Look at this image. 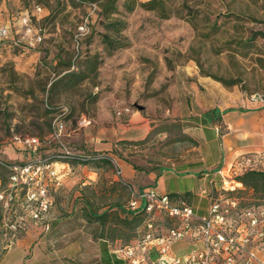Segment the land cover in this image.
<instances>
[{"label": "rangeland", "instance_id": "obj_1", "mask_svg": "<svg viewBox=\"0 0 264 264\" xmlns=\"http://www.w3.org/2000/svg\"><path fill=\"white\" fill-rule=\"evenodd\" d=\"M89 1L94 0H0V27L10 28L0 39L1 160L22 163L27 155L18 160L8 158L7 151L27 153L18 141L26 136L48 142L50 125L66 117L67 146L96 150L94 144H102L107 149L97 151L109 152L120 166L124 160L167 168L191 157L195 141L184 130L197 109L195 97L205 103V113L264 97V66L258 59H264V37L257 36L242 51L235 45L252 31L264 32V0H166L168 17L143 7L147 0H115L117 12L109 14L101 10L103 0L94 1L95 10ZM125 3L133 9L127 11ZM25 12L33 32L42 29L43 39L22 49L11 40L23 35V26L14 22L20 23ZM87 14L88 31L77 43L78 26ZM114 20L125 22L118 35L106 27ZM105 33L125 46L107 55L101 40ZM212 76L236 82L225 85ZM191 84L195 96L187 92ZM47 107L55 110L46 113ZM126 107L129 113L119 114ZM81 116L90 123L74 131ZM132 116L138 123L130 122ZM142 121L147 133L131 127ZM50 146L51 152L58 148L53 142ZM257 159L256 167L264 171V155ZM68 165L56 163L60 184L48 187L49 208L38 220L28 216L25 188L11 186L10 172L0 165V264H98L104 241L137 244L146 217L124 212L135 186L116 175L112 164ZM241 172L224 171L235 180ZM239 200L264 204V185L243 192ZM105 210L103 221L94 219ZM153 222L158 231L174 223L164 214H156ZM253 245L261 255L264 246ZM186 246L192 247L180 239L172 250L181 255Z\"/></svg>", "mask_w": 264, "mask_h": 264}, {"label": "built area", "instance_id": "obj_2", "mask_svg": "<svg viewBox=\"0 0 264 264\" xmlns=\"http://www.w3.org/2000/svg\"><path fill=\"white\" fill-rule=\"evenodd\" d=\"M92 10L97 9L94 2L88 4ZM36 12L41 7L35 8ZM89 15L87 14L78 26L75 41L78 43L80 36L88 31ZM20 24L24 28L21 38L13 40L14 45H26L34 47L42 42L43 33L41 28L31 27V15L25 12ZM9 28L5 25L0 27V39L8 37ZM251 99L264 105V97L257 95ZM129 108H122L119 114H128ZM90 120L81 116L77 121V129L87 126ZM67 134L65 122L58 118L53 123V129L49 140L42 142L40 137L26 136L19 139V143L27 150L26 159L22 163H6L0 159V165L6 167L11 186L25 188V199L31 206L28 216L38 220L49 208L48 187L59 185L60 176L56 168L57 162L69 166L67 159L87 160L102 159L112 164L115 173L122 176V169L118 160L104 151L74 150L63 142ZM13 139H17L16 136ZM51 142L57 144V150L41 159L36 153L42 147V143ZM44 146V145H43ZM257 155H243L227 170H217L221 177L219 188L208 190L200 186L198 194L207 196V210L202 215H195L193 207L184 197L155 192L152 189L130 188L128 208L142 210L146 214L144 232L135 246L124 245L117 248V252L129 260L130 264H264L263 253L259 255L257 246L253 241L264 246V204L243 205L237 194V190H243L242 183L232 178L224 171L238 169L246 171L257 169ZM242 173V172H241ZM238 175V174H237ZM213 183V182H212ZM164 214L173 219L172 226L164 231H158L154 227V216ZM234 223V224H233ZM180 239H187L192 247L184 255H175L171 252L172 244ZM154 249L157 253L155 260L149 258V250Z\"/></svg>", "mask_w": 264, "mask_h": 264}, {"label": "crops", "instance_id": "obj_3", "mask_svg": "<svg viewBox=\"0 0 264 264\" xmlns=\"http://www.w3.org/2000/svg\"><path fill=\"white\" fill-rule=\"evenodd\" d=\"M14 23V26L20 25L18 21ZM12 58L20 59L16 54H13ZM194 89L191 84L187 92L193 95ZM203 92L201 90V93ZM195 101L197 109L189 114L184 130L185 134L195 141L189 149L190 158L171 164L167 168L150 170H138L131 163L123 160L121 169L122 179L132 183L135 189L155 187L159 193L182 196L191 204L195 215H202L207 210L208 199L206 195L198 194L200 186L208 190L212 187L217 189L221 185V177L217 173L219 168L222 171L229 169L243 155H264V105L246 99L238 107L225 110L215 108L214 112L210 113L209 119L205 120V103L201 104L196 97ZM138 121V116L130 118V122L138 123ZM131 127L144 133L148 132L147 122L142 121ZM94 149L106 150L107 147L94 144ZM25 155L27 153L24 151H7L8 158L23 160ZM124 245L118 241L114 244L104 241L99 248L98 264H130L129 260L116 251ZM189 249L190 246H186L185 253ZM171 252L177 255L173 252L172 246ZM149 256L154 260L157 253L150 250Z\"/></svg>", "mask_w": 264, "mask_h": 264}, {"label": "trees", "instance_id": "obj_4", "mask_svg": "<svg viewBox=\"0 0 264 264\" xmlns=\"http://www.w3.org/2000/svg\"><path fill=\"white\" fill-rule=\"evenodd\" d=\"M94 1H89V3L94 2ZM165 1L166 0H147V2L143 3L142 5H143V7H145L148 10H153V11L157 12L160 15V17H168L169 16V14H168L169 10H167L165 7ZM114 2H115V0H103V2L101 4V10H102L103 14H109V13L117 12V8L115 7ZM94 3H96V2H94ZM125 7H126L127 11H131L133 9V6L129 3H125ZM124 25H125V22H122L119 20H114V21L106 24V27L110 28L113 31V33L118 35L120 33V31L122 30V28L124 27ZM257 36L264 37V32L252 31L251 34L247 38L239 39V40L235 41V45H236V47L241 48L240 51H242L245 48H249L252 45V41ZM1 39H3V38H1ZM101 40L104 44V50H105L107 55H111V54H113V52L115 50L125 46V44L121 43L119 40L112 38L109 34H106V33L101 35ZM11 43H12V45H14L13 40H11ZM225 43H226V45H230V43H232V42L227 41ZM14 46L24 49L22 45H14ZM228 47H230V46H228ZM228 49L231 50V48H228ZM232 51L236 52L237 50H232ZM239 53H241V52H239ZM242 56H245V54H243ZM258 59H259L261 65L264 66V59H261V58H258ZM206 75H210V74H206ZM212 77L218 81L223 82L225 85H229L231 83L236 82L234 79L224 80L223 78H218L216 76H212ZM72 83L73 82L70 81V85H72ZM54 110H55V108H53V107H47L45 112L49 113V112H53ZM213 112H214V110H211L210 112L205 113V120L206 119L208 120L210 113H213ZM60 119L64 120V119H66V117L65 118L62 117ZM52 129H53V126L50 125L49 131H52ZM128 143L138 145V144L142 143V140L141 141L128 142ZM51 144H52V142L49 143L48 146L45 145V146H42L41 148H39V151L36 153V155H39L41 157V159L46 158L48 156L49 152H51L50 151V148H51L50 145ZM71 148H73L74 150H82V151H91L92 150L91 148L90 149H88V148L81 149L80 147H78V148L77 147H71ZM104 152H107V151H104ZM107 153H109V152H107ZM66 161L69 164H74V163L82 164L84 166L91 167V168L96 167L99 164H109V162L107 160H102V159H87V160L81 161V160L71 158V159H67ZM5 162L11 163V162H7V161H5ZM1 166H3V165H1ZM134 167L137 168L138 170L153 169V168H148V167H138V166H134ZM236 180H238L242 183L244 189L243 190H237L236 192H233V194H238V196L239 195L241 196V194L247 190L255 191L259 188V186L264 185V171H261L258 168L257 169H248V170L244 171L243 173L237 175ZM169 195H173V194H169ZM180 197H182V196H180ZM243 205H248V203H243ZM119 208H121V207L119 206ZM124 212L127 216L132 217V218H136L137 216H141V219L143 220L146 217V214L142 210H132V209L127 207L126 209H124ZM107 213L108 212L106 210L102 211L100 213H95L94 219L97 221H103V218L107 215ZM151 250H154V249H151ZM149 252H150V250H149ZM149 258H150V256H149ZM151 260L153 261V259H151Z\"/></svg>", "mask_w": 264, "mask_h": 264}]
</instances>
